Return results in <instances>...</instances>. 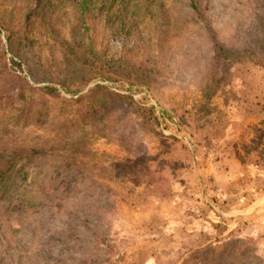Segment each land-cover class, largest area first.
Returning <instances> with one entry per match:
<instances>
[{"label":"rangeland","instance_id":"obj_1","mask_svg":"<svg viewBox=\"0 0 264 264\" xmlns=\"http://www.w3.org/2000/svg\"><path fill=\"white\" fill-rule=\"evenodd\" d=\"M175 1H139L148 7L139 18L138 43L145 46L139 54L124 51L135 40L112 37L102 24L93 23L88 31L95 34L93 43L86 39L84 55L69 67L71 53L61 40L37 32L33 46L18 48L0 23V87L6 82L16 87L0 93L1 146L50 143L56 127L76 119L74 100L97 84L135 101L128 110L124 142L82 127L91 151L86 170L100 185L91 202L97 208L85 201L89 208L81 215L87 220L76 223L80 225L74 226L67 247L51 237L64 219L46 221L33 208L22 213L0 210L5 216L0 222V264H15L19 257L23 264H207L211 245L220 249L227 243L228 249L234 241L264 258V0H213V21L207 23L240 46L237 56L217 66L216 80L206 74L207 58L202 57L212 54L211 42L205 35L197 38L198 26H191V41L201 57L187 59L179 48V62L149 85L122 75V56L149 58L147 47L155 53L156 41L166 46L165 36L183 42L186 33L170 31L168 23L189 7ZM30 6L27 0H0V13L12 14L18 22ZM77 11L74 2L60 10L67 39L71 27L80 24ZM80 62L86 77L93 79L74 95L55 80L66 79L75 88L83 81ZM13 76L26 81L15 83ZM144 105L152 106L153 113ZM82 128L71 132L76 137ZM133 157L150 171L149 181L135 180ZM46 177H40L42 187L48 185ZM31 180L32 175L26 198L36 202ZM7 229L12 246H6L2 233Z\"/></svg>","mask_w":264,"mask_h":264},{"label":"trees","instance_id":"obj_2","mask_svg":"<svg viewBox=\"0 0 264 264\" xmlns=\"http://www.w3.org/2000/svg\"><path fill=\"white\" fill-rule=\"evenodd\" d=\"M27 1L31 6L18 22L12 14L0 13V23L9 31L10 41L17 43L18 48L27 45L33 46V35L37 32H44L53 39L61 40L63 46H67V50L71 53L67 58L69 67L78 63L84 55V41L87 39L89 43H93L95 34L88 33L93 23L102 24L112 37L126 39L129 42L135 40V45L127 46L124 51L129 49L132 54L135 51H137L136 54H139L140 49L145 47L138 43L141 37L139 18L142 17L141 12L144 9L147 12L148 7L146 5L141 6L140 0ZM69 2L76 4L80 24H74L71 27L69 30L70 39H67L62 35L60 10ZM175 2L184 3L189 7L186 13L179 11V15L172 16L168 23V26L171 27L170 31L176 30L178 33H186V35H181L183 42L177 43L178 41L174 42L171 36H165L163 41L166 46L162 45V40L156 41L159 46L157 48L152 47L156 50L155 53H150L153 50L147 47V50L150 51L147 53L150 54L149 58H133L130 56L131 53L122 56L121 64L125 68L120 71L122 75L135 79L141 84L149 85L158 76L165 75L174 62H179V48L183 49L187 59L201 57L200 49L194 46L191 41V26H198L197 38H203L205 35L211 42L212 54L202 58H207L206 74H209L213 80H216L214 78H216L217 66L223 61L237 56L240 46L236 45L237 43L233 42V39L222 37L219 30L207 23V21H213V0H176ZM178 16L180 17L179 23L176 21ZM164 32L167 33V31ZM91 49L94 50V45ZM17 50L16 48V53ZM79 67L80 78L83 81H79L75 88L69 87L66 79L64 81L55 80L62 84L68 93L74 95L80 93L84 89L83 87L93 79L92 76L86 77L83 62L79 63ZM67 71L66 68L64 73L67 74ZM13 79L15 83L19 84L26 81L20 76H13ZM15 88L14 83L8 84L6 82L4 86L0 87V93L15 90ZM45 89H51V87L46 86ZM134 102L129 94L116 92L106 85L97 84L87 92L79 94L74 100L77 113L73 118L76 119L67 118L56 127L57 135L50 140V143L32 147H4L0 145V210L22 213L26 208H33L39 211L46 218L44 219L46 221H50L48 219H64L63 227L56 228L51 237L67 247V243L75 234L74 226L80 225L76 223H84L87 220L86 216L81 215L82 210L89 208L85 201L93 202L95 186L100 185L99 179L92 177L86 170V158L90 156L91 151L86 141V135H84L87 132L82 127L89 125L90 129H94L101 137L113 140L111 135H115L124 142L127 139L126 128L130 123L127 114L130 105ZM144 108L147 112L153 113L152 106L144 105ZM153 118H155L154 115L151 119ZM113 124L117 126V129H112ZM142 125L144 124L142 123ZM76 127L82 128L80 130L82 134L79 133L75 137L71 128ZM114 129L116 130L112 132L111 130ZM139 144L140 147L144 145ZM131 159L134 162L131 164V169L135 172V180L149 181L150 171L142 169L141 164L137 161L139 158L133 157ZM31 175L32 180L29 184L35 185L32 191L35 192V198L38 200L36 202L26 198V191L30 190L27 189V182ZM43 175L47 176L44 183L47 182L48 185L45 184L42 187L39 182L43 181L40 178ZM74 198H77L76 202L78 203L73 202ZM91 205L96 207L94 203ZM4 218V214L0 216V222H3ZM8 229L3 230L2 233L6 239V246H12L13 239L11 234L8 235ZM230 247L227 249V243L220 249H215L211 245L206 250V253L211 255V261L207 264H264V258L257 255L250 246L244 244L237 246V242L234 241ZM6 264L14 263L6 262ZM15 264H23L22 258L19 257Z\"/></svg>","mask_w":264,"mask_h":264}]
</instances>
